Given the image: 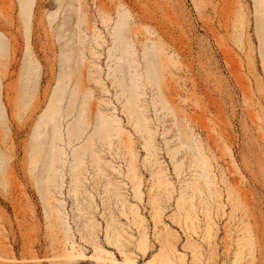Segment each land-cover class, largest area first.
<instances>
[{
  "label": "rangeland",
  "instance_id": "1",
  "mask_svg": "<svg viewBox=\"0 0 264 264\" xmlns=\"http://www.w3.org/2000/svg\"><path fill=\"white\" fill-rule=\"evenodd\" d=\"M25 3L0 0V264H264V0Z\"/></svg>",
  "mask_w": 264,
  "mask_h": 264
},
{
  "label": "bare ground",
  "instance_id": "2",
  "mask_svg": "<svg viewBox=\"0 0 264 264\" xmlns=\"http://www.w3.org/2000/svg\"><path fill=\"white\" fill-rule=\"evenodd\" d=\"M25 3V7L26 9H28V11L30 12L31 9H32V2L33 0H30L31 2H27L28 0H23ZM24 14L27 15L28 13L24 11ZM6 48V43L0 39V52L2 50H4ZM53 104V105H52ZM50 108L48 109L44 119H43V122L46 123V122H53L54 125H57L59 120H60V113H62V109H61V106H60V101L59 99L57 100V104L56 103H52ZM0 114H2L1 110H0ZM75 150L78 151V148H76ZM75 152L74 155L76 157L77 153L78 152ZM33 153L35 154L36 152L33 151ZM84 153H85V150H84Z\"/></svg>",
  "mask_w": 264,
  "mask_h": 264
}]
</instances>
